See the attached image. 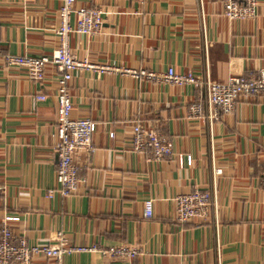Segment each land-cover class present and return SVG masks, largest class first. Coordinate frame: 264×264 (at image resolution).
<instances>
[{
    "label": "crops",
    "instance_id": "crops-1",
    "mask_svg": "<svg viewBox=\"0 0 264 264\" xmlns=\"http://www.w3.org/2000/svg\"><path fill=\"white\" fill-rule=\"evenodd\" d=\"M60 3L0 0V226L6 215H18L11 226L30 243L54 242L63 231L72 245H130L139 249L136 264H219L217 249L220 264H264V95L241 96L235 111L219 112L209 124L190 111L191 103L203 100L202 87L121 71H75L69 81L72 115L92 117L98 126L95 151L76 158L81 178L76 192L61 195L59 70L49 64L45 79L35 81L2 57L51 53L59 45ZM76 5L105 11L100 31L71 36L79 58L157 73L173 66L214 81L264 69V0L257 17L248 19L226 17L221 0H76ZM38 93L47 97L38 99ZM137 121L159 129L175 154L155 161L150 152L136 151ZM213 186L219 228L212 219H177L178 194ZM149 198L155 199L151 218L144 215ZM63 263L128 260L99 249L72 252Z\"/></svg>",
    "mask_w": 264,
    "mask_h": 264
},
{
    "label": "built area",
    "instance_id": "built-area-1",
    "mask_svg": "<svg viewBox=\"0 0 264 264\" xmlns=\"http://www.w3.org/2000/svg\"><path fill=\"white\" fill-rule=\"evenodd\" d=\"M224 15L229 19H248L258 15L259 0H221ZM202 0H200V3ZM105 11L102 8L88 5H76V0H61L57 10L58 24L55 31L59 37V45L49 54L33 56L29 54L6 53L2 57L6 65H18L26 69L28 77L35 81H43L46 67L55 65L59 70L57 77V134L56 149L59 156L57 181L58 191L62 196L73 195L81 178L78 175L76 158L80 153L91 154L95 151L92 140L98 122L92 117H74L73 96L69 87L75 71L96 69L101 72L121 71L134 77L148 76L177 85L193 84L203 88V100L194 101L190 105L192 115H204L212 124L219 112L232 113L236 110L241 96L264 95V69L259 75H231L224 81L198 77L194 72H178L170 66L165 73H157L145 69L130 68L108 63H94L88 58H79L71 47L73 34H95L102 29ZM202 18L204 15L202 13ZM47 95L38 93V99ZM207 109V110H206ZM114 131L110 136H114ZM132 144L136 151H148L151 159L163 161L175 154L172 142L154 126L137 121L132 127ZM193 157L188 156L192 164ZM215 174H221L219 166H213ZM54 190L50 191V195ZM177 219L186 222L192 219L206 221L212 219L216 228L220 226L218 190L216 186L209 188L195 187L189 192L176 196ZM154 201L149 198L144 202V215L154 216ZM19 219L18 215H6L0 226V264H36L38 259H45L44 264H64L65 255L84 250H101L115 259H127L128 264H136L135 257L139 249L130 245H115L101 249L98 245H72L63 231H57L54 242L30 243L26 237H18L11 226V221ZM219 264L220 249H217Z\"/></svg>",
    "mask_w": 264,
    "mask_h": 264
}]
</instances>
